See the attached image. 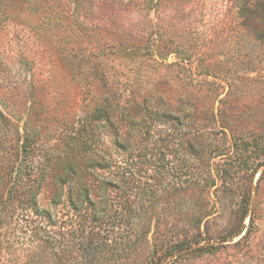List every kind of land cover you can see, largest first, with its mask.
<instances>
[{
    "label": "rangeland",
    "instance_id": "1",
    "mask_svg": "<svg viewBox=\"0 0 264 264\" xmlns=\"http://www.w3.org/2000/svg\"><path fill=\"white\" fill-rule=\"evenodd\" d=\"M1 1L0 264H264V0ZM95 108L120 124L101 138L131 146L86 256L59 234L90 212L40 170Z\"/></svg>",
    "mask_w": 264,
    "mask_h": 264
},
{
    "label": "trees",
    "instance_id": "2",
    "mask_svg": "<svg viewBox=\"0 0 264 264\" xmlns=\"http://www.w3.org/2000/svg\"><path fill=\"white\" fill-rule=\"evenodd\" d=\"M0 4L5 9L2 14L6 13L9 4L2 1ZM73 48L75 49V47ZM73 63L69 64L70 73L74 74L82 67L86 79L90 74V68L86 65L84 68L81 65L79 67L72 66ZM102 120L109 121L107 110L95 108L84 111V114L70 127L63 128L59 144H56L53 150L46 153L44 164H42L40 170L44 175L43 182L48 181L49 187H53V181L56 184L59 204L65 201L67 206L75 211L82 212L86 209L90 212L91 225L83 224L76 234L77 236L74 235V239L68 240L65 234H59V245L74 249L77 247L83 253L82 255L85 254L86 256L103 248V242L96 231L107 219L105 217L109 207L107 191L111 187L121 186L129 168L122 165V161H124V154L131 144L127 140L123 141L118 138L113 141L114 146L107 144L101 138L102 136L99 134L101 132L98 133L97 130L98 125L96 122ZM109 124L114 130L120 127V124H116L114 121H109ZM18 133L21 135L19 130ZM119 162L120 164L117 165L120 171L118 176H104V174L98 173V169H110L115 163ZM30 165L35 167L33 160ZM39 165H41L40 161L37 163V166ZM248 211L249 203L244 210L245 217L248 215ZM132 219L133 217L129 215L126 217V222L133 224ZM255 225L256 218L251 215L249 224H243L237 234V236L242 235L236 241L238 245L250 237L252 228ZM225 239L224 237L218 241L222 244ZM181 249L178 248L176 251Z\"/></svg>",
    "mask_w": 264,
    "mask_h": 264
}]
</instances>
